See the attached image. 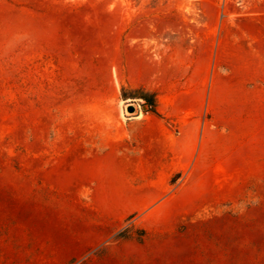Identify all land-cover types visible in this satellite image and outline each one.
I'll list each match as a JSON object with an SVG mask.
<instances>
[{
  "label": "rangeland",
  "instance_id": "374dc122",
  "mask_svg": "<svg viewBox=\"0 0 264 264\" xmlns=\"http://www.w3.org/2000/svg\"><path fill=\"white\" fill-rule=\"evenodd\" d=\"M146 1L0 0V264H264V0H182L223 38L203 106L159 113L162 170L85 163L151 113Z\"/></svg>",
  "mask_w": 264,
  "mask_h": 264
},
{
  "label": "crops",
  "instance_id": "0c3cea01",
  "mask_svg": "<svg viewBox=\"0 0 264 264\" xmlns=\"http://www.w3.org/2000/svg\"><path fill=\"white\" fill-rule=\"evenodd\" d=\"M136 6L134 2L133 23L130 21L132 15L129 16V35L139 42L157 43L160 49L143 54L142 60L137 62L138 69L143 67V71L139 70L135 79L128 80V83L154 93L156 110L165 117L176 116L173 111L176 107H202L210 93L211 56L210 48L203 51L199 45L221 41L223 25H216L202 9L200 12L204 14L201 17L193 10L186 12L182 0H152L150 14L145 4L143 15L137 12ZM195 68H199L197 73ZM193 92L198 94L196 102L190 100ZM125 127V134L117 133L112 137L109 149L90 153L86 165L102 168L107 156L109 165L122 164L129 170L138 165V156H144L143 162L149 169L162 170L167 164L163 160L168 147L167 121L146 112L126 117Z\"/></svg>",
  "mask_w": 264,
  "mask_h": 264
},
{
  "label": "trees",
  "instance_id": "16d2710c",
  "mask_svg": "<svg viewBox=\"0 0 264 264\" xmlns=\"http://www.w3.org/2000/svg\"><path fill=\"white\" fill-rule=\"evenodd\" d=\"M142 92H143V94L148 95V97L141 96L140 98L143 99L145 101V103L148 105L149 112L156 114L158 116H161L156 110V97H155V95H153L152 93H149L148 91H145V90H143ZM144 235H145V231H141V233L139 234L137 239L138 240L143 239ZM127 236H128V233L126 231H122V232H119L118 234H116L115 238L116 239H122V238H126Z\"/></svg>",
  "mask_w": 264,
  "mask_h": 264
},
{
  "label": "water",
  "instance_id": "95a60500",
  "mask_svg": "<svg viewBox=\"0 0 264 264\" xmlns=\"http://www.w3.org/2000/svg\"><path fill=\"white\" fill-rule=\"evenodd\" d=\"M132 110V108H129V111H131Z\"/></svg>",
  "mask_w": 264,
  "mask_h": 264
}]
</instances>
